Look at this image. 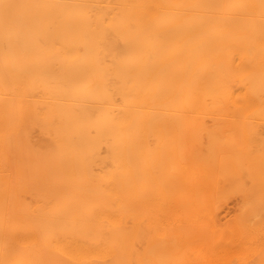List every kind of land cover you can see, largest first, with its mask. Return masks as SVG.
<instances>
[{
  "label": "bare ground",
  "instance_id": "obj_1",
  "mask_svg": "<svg viewBox=\"0 0 264 264\" xmlns=\"http://www.w3.org/2000/svg\"><path fill=\"white\" fill-rule=\"evenodd\" d=\"M247 2L0 0V264H264Z\"/></svg>",
  "mask_w": 264,
  "mask_h": 264
},
{
  "label": "rangeland",
  "instance_id": "obj_2",
  "mask_svg": "<svg viewBox=\"0 0 264 264\" xmlns=\"http://www.w3.org/2000/svg\"><path fill=\"white\" fill-rule=\"evenodd\" d=\"M248 2L246 3L247 4V12H248V17L251 18L254 20V21H257V19H261V23L263 22L264 20V0H247ZM258 2V3H257ZM254 3V4H253ZM253 4V5H252ZM261 8V9H260ZM257 10H259L260 12H258ZM257 12V13H256ZM261 15V16H260ZM263 16V17H262ZM255 17V18H254ZM259 17V18H258ZM260 20H258L257 22H259ZM264 24V23H262ZM231 202L228 203V207L226 206V210L224 209L223 211H221V214H220V218L222 219V221H224V217L225 219L229 216H231L233 214V211H232V208H233V204H231ZM232 208H231V207ZM231 209H230V208ZM230 211V212H229ZM224 212V213H223ZM226 212V213H225ZM228 213V214H227ZM228 216H227V215ZM224 215V217H223Z\"/></svg>",
  "mask_w": 264,
  "mask_h": 264
}]
</instances>
